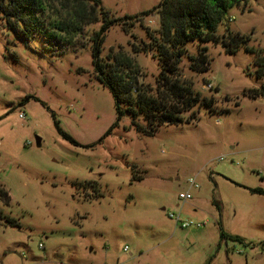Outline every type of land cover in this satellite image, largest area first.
Here are the masks:
<instances>
[{
    "label": "rangeland",
    "instance_id": "1",
    "mask_svg": "<svg viewBox=\"0 0 264 264\" xmlns=\"http://www.w3.org/2000/svg\"><path fill=\"white\" fill-rule=\"evenodd\" d=\"M162 1L101 0L120 20L106 32L102 63L129 56L139 85L154 90ZM6 19L0 12V187L11 200L0 196V264H264V195L252 192L264 190V97L251 96L263 81L254 54L222 45L229 32L264 49V0L231 8L219 44L183 48L177 79L193 81L214 106L153 134L124 104L119 118L98 80L93 37L102 20L64 48L19 37ZM201 57L211 63L204 74ZM190 178L197 187L181 201ZM172 214L208 224L182 229Z\"/></svg>",
    "mask_w": 264,
    "mask_h": 264
},
{
    "label": "trees",
    "instance_id": "2",
    "mask_svg": "<svg viewBox=\"0 0 264 264\" xmlns=\"http://www.w3.org/2000/svg\"><path fill=\"white\" fill-rule=\"evenodd\" d=\"M60 1V6L55 8L52 0H8L7 4L0 5V12L7 17L8 27L19 37L27 40L30 37L42 36L49 41V45L64 48L78 45L76 38L83 33L85 27L102 20L100 30L93 37L92 56L98 80L111 91L119 118L124 114L121 108V104H124L133 119L139 114L143 116L149 126V130L146 131L148 134H153L164 125L184 124L183 116L197 106L212 109L214 101L197 91L193 81L177 79V63L184 55L183 48L190 43L219 44L217 30L225 21L228 11L247 2V0H163L157 8L160 16V39L155 42V46L161 69L154 90L139 85L138 65L129 56L119 55L114 64L102 63L101 48L106 32L120 20L110 19L109 12L102 6L101 0ZM151 13L146 12L144 15ZM130 19L131 17L125 18ZM228 36V40L222 41L226 52L233 54L244 47L247 52L255 55L253 64L256 75L263 83L259 89L251 92V96L264 97V49L257 50L247 46L250 38H244L241 34L228 32ZM198 61L203 63V67L196 70L199 73H206L210 69V60L201 57ZM172 76L176 78L172 79ZM56 126L68 141L78 145L74 138L60 129L57 122ZM252 192L264 195L261 188ZM0 196L4 203H10L9 193L1 187ZM4 219L6 224H17L15 219ZM227 238L244 242L239 236L226 235L222 232V239Z\"/></svg>",
    "mask_w": 264,
    "mask_h": 264
},
{
    "label": "built area",
    "instance_id": "3",
    "mask_svg": "<svg viewBox=\"0 0 264 264\" xmlns=\"http://www.w3.org/2000/svg\"><path fill=\"white\" fill-rule=\"evenodd\" d=\"M20 117L23 118L24 115L21 114ZM188 184H189V189L184 193H180L179 195V199L181 201H188L192 199V195L190 191L193 187H197L195 178H190L188 181ZM170 217L174 218L177 225L180 226L182 229H189V228L200 229V228L205 227L208 224L207 221L206 222H196L194 220H183L180 215L176 216L175 214L170 215ZM40 247L42 248L43 246L40 245Z\"/></svg>",
    "mask_w": 264,
    "mask_h": 264
},
{
    "label": "water",
    "instance_id": "4",
    "mask_svg": "<svg viewBox=\"0 0 264 264\" xmlns=\"http://www.w3.org/2000/svg\"><path fill=\"white\" fill-rule=\"evenodd\" d=\"M40 142H41V140H40V139H38V140H37V144H38V145H40Z\"/></svg>",
    "mask_w": 264,
    "mask_h": 264
}]
</instances>
